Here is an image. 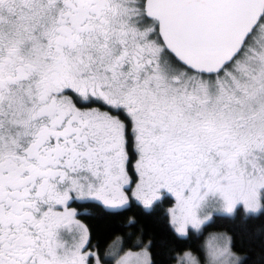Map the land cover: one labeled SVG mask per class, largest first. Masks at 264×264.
Masks as SVG:
<instances>
[{
  "label": "snow or ice",
  "instance_id": "6c2138e0",
  "mask_svg": "<svg viewBox=\"0 0 264 264\" xmlns=\"http://www.w3.org/2000/svg\"><path fill=\"white\" fill-rule=\"evenodd\" d=\"M87 206L163 209L185 241L227 217L264 248L247 227L264 218V0H0V264H157L154 240L98 239ZM238 235L164 255L247 264Z\"/></svg>",
  "mask_w": 264,
  "mask_h": 264
},
{
  "label": "trees",
  "instance_id": "16d2710c",
  "mask_svg": "<svg viewBox=\"0 0 264 264\" xmlns=\"http://www.w3.org/2000/svg\"><path fill=\"white\" fill-rule=\"evenodd\" d=\"M166 204L164 207H169ZM80 209L78 205H73ZM87 211L91 213L89 217L85 219V222L89 224L90 228L94 229L97 238L101 240H110L114 234L125 235L128 232L134 233L132 244L135 243L136 237H140L145 243L148 240H154L155 251L153 253V259L157 264H164L167 257L164 255L165 247H175L181 251L190 250L196 254H202L199 246L205 245L207 239L213 234L233 233L239 232L237 236V251L247 257V264H261V257H264V248L261 247L259 240L249 241L247 238H243V228L239 224V221H233L227 217L217 218L215 223L207 226L202 234L193 235V240L185 241L177 239L169 229L164 217L163 209L152 210H140L133 209L125 212L123 215L114 216L98 207L87 206ZM134 217L136 225L125 227V222L128 218ZM264 225V218L250 221L248 224V230L251 231L254 227ZM143 229L141 234L140 229ZM132 244L128 245L130 250H139L132 247ZM175 255V253L173 254ZM167 264H176L175 259L167 260Z\"/></svg>",
  "mask_w": 264,
  "mask_h": 264
},
{
  "label": "rangeland",
  "instance_id": "374dc122",
  "mask_svg": "<svg viewBox=\"0 0 264 264\" xmlns=\"http://www.w3.org/2000/svg\"><path fill=\"white\" fill-rule=\"evenodd\" d=\"M191 231V230H190ZM210 238V237H209ZM207 241H208V239H207ZM207 241H206V243H207ZM206 243H205V245H206ZM132 251H138V250H132Z\"/></svg>",
  "mask_w": 264,
  "mask_h": 264
}]
</instances>
